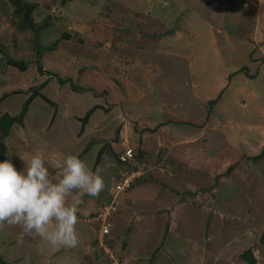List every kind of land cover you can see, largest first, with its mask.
I'll return each instance as SVG.
<instances>
[{
    "label": "rangeland",
    "instance_id": "rangeland-1",
    "mask_svg": "<svg viewBox=\"0 0 264 264\" xmlns=\"http://www.w3.org/2000/svg\"><path fill=\"white\" fill-rule=\"evenodd\" d=\"M27 1L40 32L21 31L0 0V117L20 115L35 88L55 105L33 99L0 162L23 171L20 156L40 153L59 179L84 154L105 189L82 198L75 248L0 226V264H248L247 251L264 264V0ZM129 150L145 155H113ZM137 167L143 179L115 196ZM113 196L100 245L94 217Z\"/></svg>",
    "mask_w": 264,
    "mask_h": 264
},
{
    "label": "clouds",
    "instance_id": "clouds-1",
    "mask_svg": "<svg viewBox=\"0 0 264 264\" xmlns=\"http://www.w3.org/2000/svg\"><path fill=\"white\" fill-rule=\"evenodd\" d=\"M20 158L25 164L23 171H18L10 159L0 162V226L19 227L23 236L39 238L52 249L75 248L82 198H99L105 189L100 168L93 172L84 160L68 155L56 179L50 176L40 153L27 161ZM23 264H30V258L26 256Z\"/></svg>",
    "mask_w": 264,
    "mask_h": 264
},
{
    "label": "trees",
    "instance_id": "trees-1",
    "mask_svg": "<svg viewBox=\"0 0 264 264\" xmlns=\"http://www.w3.org/2000/svg\"><path fill=\"white\" fill-rule=\"evenodd\" d=\"M9 1L15 9L13 15L15 16L16 24L18 25V27L20 28L21 31H29L30 33L31 32L37 33V32L41 31V29L43 28L44 25L43 24L38 25L36 23L35 19L33 18V12H34V9L36 7V5L34 3H30L27 0H9ZM64 1H66V0H64ZM64 36H65V39H71L72 38L71 36H69L67 34ZM56 45H57V43L54 44L53 46H50V47H44V46H42V47L46 48L45 50L48 51L49 49L51 50V48H55ZM38 46H41V45L38 44ZM0 53H5V49H3L2 46H0ZM6 58H8L10 65L17 67L21 71L26 70L28 62H25L24 60L23 61L17 60L13 57H10V56H6ZM49 74H50V76L56 77L55 74H53V73H49ZM68 81L69 80L63 79L60 83L66 84V82H68ZM18 92L19 93L29 92V94H31V95L29 96V99L25 102V105L23 106V109H22V112L20 115L13 116L11 113L6 112L0 117V142H3L7 137L10 136V132L13 129V126L15 124H19L21 126L24 124L25 115L28 112L33 99L37 98V96L41 97L47 103L55 105V103L50 98H48L46 95L41 94L40 88H35L34 90H30V91L28 90L27 92L25 90H21V91L19 90ZM13 93H15V92H13ZM5 94L6 93L3 94L4 95L3 99H5L8 96V95L5 96ZM216 103L217 102L213 101V104H216ZM263 152H264V149H263ZM144 153H145L144 151L140 150L138 155L136 156V159L137 158L142 159ZM103 154H104V150L101 149L99 154H98V158H100ZM113 155L116 157L117 161L122 165H124L125 163L126 164L127 163H136L135 161L122 162L121 158H120L122 154L119 155L118 153L116 154L115 152H113ZM263 156H264V153L261 156L260 155L257 156L256 159L261 158ZM98 158H97V161L99 162ZM138 170H139V167H137V169L135 171H138ZM142 179L143 178L138 177L135 180V182L138 183ZM135 182L133 183V185L135 184ZM100 245H102V244L100 243ZM122 247H124V246H122ZM100 248L102 249V251H104L102 246H100ZM104 254H105V252H104ZM106 254H107V252H106ZM252 254L253 253H251L250 251H247L244 255H242L243 261L248 263V264H257L258 261L256 260V258ZM0 261H2L1 258H0Z\"/></svg>",
    "mask_w": 264,
    "mask_h": 264
},
{
    "label": "built area",
    "instance_id": "built-area-1",
    "mask_svg": "<svg viewBox=\"0 0 264 264\" xmlns=\"http://www.w3.org/2000/svg\"><path fill=\"white\" fill-rule=\"evenodd\" d=\"M121 160L123 162L135 161L134 153L130 150L127 151L124 155L121 156ZM139 172L133 173H122L120 175V182L117 187L114 189L115 196L121 194L125 189L131 187V185L135 182V180L139 176ZM116 205V197H114L110 202L106 203L100 210L99 213L96 214L94 220L99 223V232H100V243L103 242V239L110 234V219L113 216V212L115 210Z\"/></svg>",
    "mask_w": 264,
    "mask_h": 264
},
{
    "label": "crops",
    "instance_id": "crops-1",
    "mask_svg": "<svg viewBox=\"0 0 264 264\" xmlns=\"http://www.w3.org/2000/svg\"><path fill=\"white\" fill-rule=\"evenodd\" d=\"M259 112H264V110H260ZM262 119H263V120H262ZM262 121H264V118H263V117L259 119V122H260V123H262ZM256 123H257V122H256ZM260 123H257L258 125H257V126H254V128H255L256 131L258 132V136H259V142H258L257 146L255 147L254 152H257V151L261 148V141L263 140L264 127H261V126L259 125ZM247 125H250V124H247ZM126 144H128V142H125V143H124V145H126ZM82 156H84V154H81V155L79 156V158L82 157ZM80 159H82V158H80ZM93 198H94V197H93ZM111 259H112V258H111Z\"/></svg>",
    "mask_w": 264,
    "mask_h": 264
}]
</instances>
